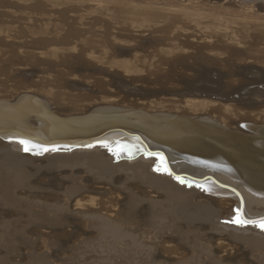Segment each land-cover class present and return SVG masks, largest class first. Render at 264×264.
<instances>
[{"label": "bare ground", "instance_id": "6f19581e", "mask_svg": "<svg viewBox=\"0 0 264 264\" xmlns=\"http://www.w3.org/2000/svg\"><path fill=\"white\" fill-rule=\"evenodd\" d=\"M241 1L0 0L97 17L0 37V260L68 240L70 264H182L191 239L199 262L264 264V89L240 94L264 32L236 34L264 17Z\"/></svg>", "mask_w": 264, "mask_h": 264}, {"label": "rangeland", "instance_id": "374dc122", "mask_svg": "<svg viewBox=\"0 0 264 264\" xmlns=\"http://www.w3.org/2000/svg\"><path fill=\"white\" fill-rule=\"evenodd\" d=\"M241 2H242V4H238L237 7L240 8L242 5V7L244 6L243 8L245 9L246 8L245 6H247V8H250L249 10L253 11L252 13H254V15H256L260 18L262 16L264 17V15H263L264 14V8H261V10H260V8L257 7V5L260 3L264 4V0H261V1H257V0H249V1L245 0V1H243L242 0ZM258 2H260V3H258ZM59 4L60 5L57 6V10L66 12L65 20L61 19V17L59 15L54 14L52 12H49L46 14V15H50L52 17H47V18L42 17L41 18L40 13H38V12L33 13V11L29 12V11L25 10L24 7H26V5L29 6L31 4H24V3H21V5H18L19 8H12L10 11L6 12L5 16L0 17V37L5 38L4 43L2 45H6L7 43L15 42V41L19 42V40L15 38V35L13 33H15V31H17V30H27V27H29V26L34 27L36 30L39 29L40 31L70 30V29H82V30L85 29L87 31L88 30L87 28H96V27H90L89 22L93 21L92 19L97 18V17L83 16L80 13L77 14L74 12L76 9L75 7L73 9H71V8L68 9V7H69L68 5H65L64 3H59ZM236 9H238V8H236ZM2 12H5V11L0 8V14ZM260 14H261V16H260ZM78 15H80V16H78ZM102 25H104V24H102ZM101 27H102L101 25H100V27L98 25L97 28H101ZM114 27L116 28L118 26L114 25ZM6 28H9V29L7 30ZM259 29L262 31L257 30V31H251L250 32L249 30H247L245 33L240 32V33H236V34H239V35L245 34V35H241V36H246V35L251 36V35L260 34L259 32H261V33L264 32L263 27L259 28ZM93 30L97 31V33H100V29H97V30L93 29ZM8 33L10 35H13L14 37L13 38H11V36L7 37ZM4 35H5V37H4ZM29 39H30V37H27V41ZM212 72L213 73H209L208 75H209L210 81L215 83V80L218 79L217 71L215 70V72L214 71H212ZM214 73H215V75H214ZM168 77L166 79H165V77H161V78L164 80L163 82H167V79H168V81L170 80V76H168ZM0 78H2V75H0ZM162 79H160V80H162ZM252 84H254V83H252ZM252 84L251 85L248 84V86L243 87V89H242L243 91L240 94L242 95L244 92L246 93L248 91H253L255 89H258V90L264 89V82L259 83V84L256 83L254 85H252ZM168 86H170V81L166 84V88H168ZM213 86L216 87V84L210 85L211 88H213ZM142 89L145 90L144 87H142ZM261 92H264V91H261ZM237 96H238L237 93H233L230 95V98L231 99L232 98L237 99L238 98ZM76 233H77V231H76ZM70 239H72V238H70ZM183 241H184V243H183ZM180 242H181V245L185 248V250H187L186 251L187 255L185 254L186 256L182 260V262L183 261H185V262H183L182 264H204V262H205V264H207L206 260L202 263V262H199L197 259V256H198L197 254H199L198 253L199 249L197 248V245H198L197 241H193L191 239L190 240L188 239V241L182 240ZM29 245L30 244H28V245L27 244L26 245H15L14 244V245H12L11 246L12 254L10 252V255L8 256L7 260H0V264H32L33 256L31 254L35 253L36 255L37 254L40 255L44 252H43V246L39 245L38 243L31 244L32 246L31 245L29 246ZM60 245H62V246H60ZM64 245L69 247L71 245V242L68 240L64 241V242L60 241L59 244L57 242L56 247L52 246V248L50 249V251L51 250H54V251L57 250V253L56 252L54 253L53 251L46 253L47 251H45V255L47 256V260L50 263L52 262L53 264H55V263L56 264H66L68 262V264H70L69 263L70 262L69 261L70 255H68V251H67L68 248L67 247L65 248ZM32 247H34L36 250L33 249ZM15 253L17 256H15ZM190 256L192 259L190 258ZM186 260H188V261H186ZM189 260H191V262ZM180 261L177 264H180L181 263ZM193 261H194V263H192Z\"/></svg>", "mask_w": 264, "mask_h": 264}, {"label": "snow or ice", "instance_id": "6c2138e0", "mask_svg": "<svg viewBox=\"0 0 264 264\" xmlns=\"http://www.w3.org/2000/svg\"><path fill=\"white\" fill-rule=\"evenodd\" d=\"M18 143L24 144V141H18ZM24 151H29V147L25 146ZM241 221H237V223H240ZM257 226H259L262 230H264V220H262V222L260 224H258Z\"/></svg>", "mask_w": 264, "mask_h": 264}]
</instances>
